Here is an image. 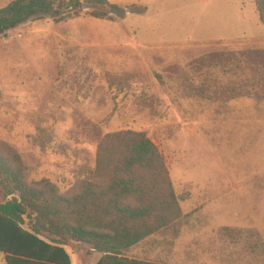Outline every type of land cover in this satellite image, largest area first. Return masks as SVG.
Returning <instances> with one entry per match:
<instances>
[{
	"label": "rangeland",
	"instance_id": "obj_1",
	"mask_svg": "<svg viewBox=\"0 0 264 264\" xmlns=\"http://www.w3.org/2000/svg\"><path fill=\"white\" fill-rule=\"evenodd\" d=\"M82 2L79 17L46 16L0 34V144L20 154L29 181L49 179L73 196L107 133L144 131L164 155L185 218L128 254L264 264L249 233L264 240V47L204 46L222 0L122 6L112 19L88 15ZM65 248L72 264L102 256L86 243Z\"/></svg>",
	"mask_w": 264,
	"mask_h": 264
},
{
	"label": "trees",
	"instance_id": "obj_2",
	"mask_svg": "<svg viewBox=\"0 0 264 264\" xmlns=\"http://www.w3.org/2000/svg\"><path fill=\"white\" fill-rule=\"evenodd\" d=\"M86 3L87 14L98 19H112L115 10H122L108 0ZM254 4L264 25V0ZM84 5L82 0H12L0 8V34L46 16L55 21L79 17ZM0 185L5 198L0 253L6 264H72L65 248L72 241L102 254L97 264H167L128 252L185 218L164 155L144 131L107 133L94 168L73 196L61 194L49 179L29 181L20 154L0 144ZM249 233L258 238L264 257L261 234Z\"/></svg>",
	"mask_w": 264,
	"mask_h": 264
},
{
	"label": "crops",
	"instance_id": "obj_3",
	"mask_svg": "<svg viewBox=\"0 0 264 264\" xmlns=\"http://www.w3.org/2000/svg\"><path fill=\"white\" fill-rule=\"evenodd\" d=\"M12 1V0H11ZM10 1V2H11ZM119 6L142 5L152 7L160 0H108ZM220 17L208 20L205 29L206 48L226 47L233 51L244 52L245 49H263L264 25L259 20L254 5L245 7L240 0H222ZM234 10H233V8ZM230 9H232L230 11ZM257 15V17H256ZM215 17V15H213ZM197 33L198 30H196ZM242 53L240 55H242ZM239 55V56H240ZM0 264H6L5 254L0 253Z\"/></svg>",
	"mask_w": 264,
	"mask_h": 264
},
{
	"label": "water",
	"instance_id": "obj_4",
	"mask_svg": "<svg viewBox=\"0 0 264 264\" xmlns=\"http://www.w3.org/2000/svg\"><path fill=\"white\" fill-rule=\"evenodd\" d=\"M88 8V7H87Z\"/></svg>",
	"mask_w": 264,
	"mask_h": 264
}]
</instances>
